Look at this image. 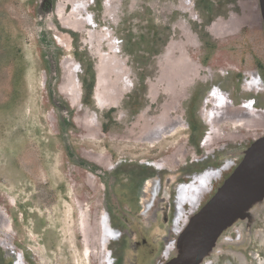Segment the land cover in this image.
Masks as SVG:
<instances>
[{
    "label": "rangeland",
    "instance_id": "1",
    "mask_svg": "<svg viewBox=\"0 0 264 264\" xmlns=\"http://www.w3.org/2000/svg\"><path fill=\"white\" fill-rule=\"evenodd\" d=\"M262 136L259 0H0V264H165ZM260 261L264 194L199 264Z\"/></svg>",
    "mask_w": 264,
    "mask_h": 264
},
{
    "label": "water",
    "instance_id": "2",
    "mask_svg": "<svg viewBox=\"0 0 264 264\" xmlns=\"http://www.w3.org/2000/svg\"><path fill=\"white\" fill-rule=\"evenodd\" d=\"M259 3L264 17V0ZM263 194L264 136L247 148L229 177L193 218L179 253L165 264H199L221 232Z\"/></svg>",
    "mask_w": 264,
    "mask_h": 264
},
{
    "label": "bare ground",
    "instance_id": "3",
    "mask_svg": "<svg viewBox=\"0 0 264 264\" xmlns=\"http://www.w3.org/2000/svg\"><path fill=\"white\" fill-rule=\"evenodd\" d=\"M217 24V23H216ZM217 26V25H216ZM214 26V27H216ZM215 35H218V34H215ZM57 40L61 41L62 42H65L63 39L61 38H57ZM60 43V42H59ZM67 43V42H66ZM65 43V44H66ZM64 44V43H63ZM64 44V45H65ZM62 45V44H61ZM68 46V45H66ZM205 70V69H204ZM207 71V70H206ZM254 82V79L251 80V83L252 84ZM255 84V83H254ZM256 85V84H255ZM257 86V85H256ZM255 86V87H256ZM248 87V86H247ZM250 87V86H249ZM260 87V86H259ZM252 88V87H251ZM250 90V88H249ZM220 95V94H219ZM217 96V94L215 93H212V94H208L207 97L205 98V100L203 101V106L205 109L208 110V107L210 110L206 111V112H201V118L202 120L208 124L210 127L214 124V123H221L222 124V120L223 117H229V116H234L235 114L236 115H240L241 116V119H242V116L246 115L247 112H244L245 109H242L241 107L240 108H236V109H233V107H230L228 106V103L225 101V99L221 96ZM115 106V105H114ZM248 108V107H247ZM232 116V117H233ZM246 117V116H244ZM239 119V118H238ZM224 121V120H223ZM239 121V120H237ZM236 121V122H237ZM242 121V120H240ZM244 121V120H243ZM231 122L233 124H237V123H234L232 120ZM245 122V121H244ZM242 123V122H241ZM247 124V123H246ZM239 125V124H238ZM241 125V124H240ZM156 126V125H155ZM158 126V125H157ZM243 126V125H242ZM228 127V126H227ZM229 128V127H228ZM183 129V128H182ZM227 129V128H226ZM231 129V128H230ZM236 129V128H235ZM239 129V128H238ZM242 129V127H241ZM253 129V128H252ZM156 130V129H155ZM157 130H165L164 127L162 126H158ZM234 130V129H233ZM232 130V131H233ZM237 130V129H236ZM235 130V131H236ZM251 130V129H250ZM239 131V130H238ZM247 132V131H246ZM160 133V131H159ZM164 133V132H163ZM162 133V134H163ZM166 133V132H165ZM212 133V132H211ZM210 133V135H211ZM234 133V132H233ZM251 134V132H250ZM167 134H165L166 136ZM249 135V133H248ZM161 137V136H160ZM159 137V138H160ZM164 139V138H163ZM158 142V141H157ZM164 142V141H163ZM161 144V143H160ZM158 149V148H157ZM162 149V148H161ZM160 150V149H159ZM201 178V177H200ZM194 179V178H193ZM192 181V180H191ZM201 181V180H200ZM190 182V181H189ZM197 182V181H196ZM200 183V182H199ZM202 183V182H201ZM154 184H155V181H154ZM152 183V181H144L141 189L144 191L143 195H144V199L141 200L140 202V207L141 209H143V212L146 214V215H149L150 213H152V210L154 209V205H153V202H152V196L151 195H154L153 194V191L156 189L155 185ZM190 187V186H189ZM184 188V187H183ZM186 188V186H185ZM184 188V189H185ZM188 188V187H187ZM157 190V189H156ZM187 191V190H186ZM195 192V191H194ZM190 193V191H189ZM184 194V193H183ZM186 194V193H185ZM178 195V194H177ZM188 195V194H187ZM185 196V195H184ZM179 198V196H178ZM183 198V197H182ZM190 198V197H189ZM193 198V197H192ZM183 204L184 203H187V199L186 198H183L182 200ZM195 203V202H194ZM151 204V206H149ZM148 217V216H147ZM179 218L176 219V222L178 223L179 222ZM105 237V236H104ZM0 245L1 246H5V244L3 242H0ZM101 256V255H100ZM260 264H264V261H260Z\"/></svg>",
    "mask_w": 264,
    "mask_h": 264
},
{
    "label": "trees",
    "instance_id": "4",
    "mask_svg": "<svg viewBox=\"0 0 264 264\" xmlns=\"http://www.w3.org/2000/svg\"><path fill=\"white\" fill-rule=\"evenodd\" d=\"M75 57L77 58L78 61L82 62V59L80 57H77V54L75 55ZM87 72V69L85 68L84 69V73ZM91 79L92 81L94 80L95 78V75L94 74V71L91 72ZM87 83L86 82V79L85 77H81L80 78V86H81V100H82V103L85 104V105H89L92 103V100H91V97H92V88H93V83Z\"/></svg>",
    "mask_w": 264,
    "mask_h": 264
}]
</instances>
